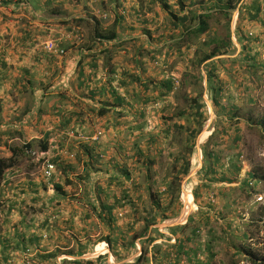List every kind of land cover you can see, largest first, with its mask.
<instances>
[{
  "label": "crops",
  "instance_id": "0c3cea01",
  "mask_svg": "<svg viewBox=\"0 0 264 264\" xmlns=\"http://www.w3.org/2000/svg\"><path fill=\"white\" fill-rule=\"evenodd\" d=\"M223 1L14 0L0 7V158L35 143L41 162L30 166L23 160L0 181V264H11L25 247L36 252L39 264H179L181 254L187 264H197L184 244L182 252L177 249L179 225L161 228L168 220L157 219L147 233L143 229L151 191H164L166 178L180 171L169 170L179 152L176 129L186 127L184 118L193 113L178 102L192 91L177 90L194 75L200 44L214 36L223 53L201 66L203 84L211 71L210 81L223 84L224 110L242 109L238 87L253 79L254 67L264 74L263 7L254 11L242 0L230 13ZM176 16L204 18L209 36L188 38L199 21L179 25ZM117 17V40L95 37L109 32ZM77 25L84 40H66L65 55L38 47L52 29L58 35ZM179 75L181 85L167 92L165 82ZM204 87L213 105V91ZM117 95L125 100L122 106L115 105ZM230 97L237 101L228 106L224 98ZM99 130L103 135L91 143L68 135L88 137ZM209 135L204 132L201 141ZM40 142L47 145L44 153ZM85 144L96 146L93 157L81 149ZM165 154L172 163L159 167ZM46 162L56 167L51 179ZM122 191L133 203L122 201ZM194 193L184 194L188 213ZM206 195L199 193L201 199ZM143 251L149 262L139 261Z\"/></svg>",
  "mask_w": 264,
  "mask_h": 264
},
{
  "label": "rangeland",
  "instance_id": "374dc122",
  "mask_svg": "<svg viewBox=\"0 0 264 264\" xmlns=\"http://www.w3.org/2000/svg\"><path fill=\"white\" fill-rule=\"evenodd\" d=\"M245 1L248 5H252L256 0ZM258 1L262 3L264 9V0ZM69 41L75 42L74 39ZM188 52L189 55H193L191 49H188ZM260 58L264 59V56ZM185 64L189 65V62L186 61ZM198 70L202 71L203 67L196 66L194 72H198ZM252 70L253 79H250V81L244 79L242 81L243 85L238 87L239 95L243 99L237 101L236 98L232 97L229 99L224 98L226 105L230 106L236 100L242 108L238 113L236 112L237 117L233 119L227 115V110L223 111L224 114H221L219 110L214 108L211 100L208 96L206 97L204 85L206 84V88L208 87V80L203 84L206 121L195 141L194 153L191 157L192 169L187 176L183 177L181 182L182 200L180 203L174 202L176 216L161 225V228L173 226L172 221H176L179 222V226H182L186 219L196 215L195 222L201 229L198 233L199 236L189 243L185 241L184 246L194 254L195 248L202 245V251H198L200 255L196 257L195 262L197 264H254L248 259L246 253L235 255L237 250L242 249L244 252V247L256 252L260 257L264 256V130L248 120L249 116L259 118V114L264 113V74L261 75L259 73L260 69L255 67ZM205 73L203 71V75ZM216 79H219V77H216ZM181 80V76L173 79L174 88L181 85ZM175 81L179 82V86ZM184 81L187 80L184 78ZM214 82L216 83L217 80ZM193 89L194 95L201 90L200 86H195L194 81L191 83L186 82V86L184 88L182 86V90H177V93L182 95L187 91H193ZM185 98L178 96L181 107L185 106ZM250 99L254 100L253 103L249 101ZM156 104L159 106L161 103ZM184 121H186V128L188 127L189 131L197 127L196 122L194 123L193 120L187 121L184 118ZM206 131H209L210 135L201 141L200 137ZM237 131H239L241 138L239 142L235 143ZM179 132L177 131L176 145L185 153L186 147L189 148L190 144L188 143L187 146L184 144L185 131L180 132V134ZM213 133L214 137L211 139L210 146L215 149L220 159V163L217 165L216 177L219 178L222 173H225L227 177L234 179L233 183H212L210 186H204L206 181L203 179V174H201V170L205 165L203 146L207 144ZM213 144H218V146L212 147ZM168 147H170V143L167 142L166 148ZM169 159L170 157L167 154L163 157L161 155L159 167L162 165L165 168L171 164L172 162H168ZM222 166L223 168H221ZM235 167L240 168L239 173H237ZM176 169H179V166ZM252 174H255V178H250ZM192 190L201 192L204 196L205 194L208 195L205 199H201L202 197L195 198V205L192 206L194 209L188 213L189 210L186 211V195L184 196V194L190 193ZM187 213L188 216H186ZM189 232L190 229H187L183 234L189 235ZM243 233H246V236ZM27 248L30 247H25L24 250ZM180 259L181 263L179 264H187L189 261L183 254H181Z\"/></svg>",
  "mask_w": 264,
  "mask_h": 264
},
{
  "label": "trees",
  "instance_id": "16d2710c",
  "mask_svg": "<svg viewBox=\"0 0 264 264\" xmlns=\"http://www.w3.org/2000/svg\"><path fill=\"white\" fill-rule=\"evenodd\" d=\"M242 0H224L222 2V8L228 12H232L234 11L238 4L241 2ZM262 3H260V1L256 0L253 2L252 5H249V8L251 10L254 11H260L261 10V5ZM181 11H184L185 8L182 7L180 8ZM121 19H119L118 17L116 18L114 24H113V28H110L109 32L107 33H98L96 32L95 37L99 38L101 40H107V41H115L118 39V34L116 32V28L117 25L119 24ZM189 17L187 16L186 18H179V17H175V22H177L179 25L185 24V22H188ZM95 23H99V21H97L96 19H94ZM199 21V24L197 25V27H195V29H193L191 31V33L189 32L187 34L188 38H192V37H201L203 35H208L209 36V32H208V27H207V23L204 20V18L202 19H198V18H191L189 20L190 22V26H195L196 22ZM79 26V25H77ZM80 27V26H79ZM227 41H229V37L227 38ZM215 43H217L216 38L214 36H210L209 40H205L203 43L200 44V47H198V50L194 53L195 54V60H196V65L197 66H201L202 64H204L206 61L223 54L222 51L220 50V46L216 45ZM209 87L210 89L213 91V106L215 109L219 110V112L221 114H224L223 111L224 110L221 101H222V92L224 91L223 88V84L220 81L215 82H211L210 80L213 78L212 76V71L209 72ZM185 79L187 81L183 82V88L186 86V82H195V86H200L201 90L196 94V96H194V89L192 91V95L190 94H186V98H185V107H187V111L190 109L191 113L193 114H188L186 120H193V122L197 124V127L191 129L189 131V128L187 127H179L178 129H176V131H180V132H184L186 133L185 136V142L184 144L187 146V144H190V147L187 148L186 147V151L185 153L182 152V149L179 148V152L178 154H176L177 156L175 157L176 160L174 161L173 165H171L170 167V172H173L174 170L177 171V166H179L180 171L178 173V175L176 176H169L170 180L168 179V177L166 178V189L162 192H158V191H151L150 193V201H151V206H149V208L151 209L150 211H147V215L149 216V220H146V226L143 230H145V233H147V231L149 230L150 226L154 225L157 223V219L161 220V222H164L166 220H169L173 217L176 216V213L174 212V202H179L181 201V182L183 177L187 176L191 169H192V161H191V157L194 153V146H195V141L197 138V135L199 134L202 126L204 125L205 121H206V105L203 101V74L201 70H198V72H195L194 75H187L185 77ZM123 85H126L127 83H122ZM166 86V90L167 92H172L174 90V83L172 81H167L165 82ZM129 85V84H127ZM194 86V84H193ZM187 93V92H186ZM188 99V101H186ZM125 102V100L123 98H121L119 95H117V101H116V106H122L123 103ZM188 104V105H187ZM237 110L234 112L228 111L227 115L231 117V119L237 117ZM182 115L180 116H184L185 113H181ZM259 118L257 117H253V116H249L248 120L253 122L254 124H257L262 130H264V113H260L259 114ZM256 118V119H255ZM74 133V135L78 136L77 138L82 139V137H85V135H81V133H76L74 131H72ZM179 132V134H180ZM171 132H169L170 134ZM215 133V132H214ZM214 133L211 135V137L209 138L207 144H205L203 146V155H204V159H205V165L202 168V172L201 174H203V179L206 181V183L204 184V186H210V184L212 183H233L234 179H231L229 177L226 176V174L222 173L221 176L219 178L216 177L217 175V165L220 163V159H219V155L215 152V149L211 148V139L212 137H214ZM178 137V134L176 136V139ZM240 135H239V131H237V136L235 137V143L239 142L240 140ZM91 142H95V141H89V143ZM89 146V145H88ZM86 144L81 146V149L84 150V152L89 156V157H93L94 156V152L96 149V146L94 147H88ZM218 144H213L212 147H217ZM36 145L35 143H27L22 147L13 149V156L10 158H5L2 159L0 158V181L4 178H6V172L7 170H11L14 168L19 167L20 162L22 163L23 160L28 161L29 165L32 163L33 165H37L40 164V160H35V156H34V152H35V148ZM41 152H46L47 151V145L44 144V142H40V147H38ZM211 148V149H210ZM67 156H69L70 159H75L76 155L74 153H71L70 151L66 152ZM238 158V156H237ZM233 160V159H232ZM38 161V162H36ZM36 162V163H35ZM91 163H95L94 159L91 158L90 160ZM151 162V161H150ZM52 165L54 166V170L52 172V175L50 177L47 176V171L48 170V166ZM31 166V165H30ZM55 165L51 162H46L44 165V169H45V176L46 178L51 179L53 177V173L55 171ZM223 168V166L221 167ZM74 169H76V167H74ZM235 170L237 171V173L240 172V168L235 167ZM204 171V172H203ZM127 173V171H126ZM128 174V173H127ZM200 174V172H199ZM170 175V173L168 174ZM255 178V174L250 175V178ZM130 176L127 175V180H129ZM169 180V181H168ZM247 184V181H246ZM121 185V184H119ZM155 185V184H154ZM123 192V197H122V201H124L126 203V200L128 202V204L133 203V198L126 192V191H122ZM195 198H200L199 196V192L194 193ZM170 198V199H169ZM120 203L118 202L117 205H119ZM264 209V208H263ZM264 214V213H263ZM195 217L196 215H192L189 217L187 223L184 226H177L175 227L177 230L181 231V234L185 233L187 229H190L189 235H185L183 234V239L180 240V242H178L177 245V249L179 248V252L183 251V244L184 242H191L196 240L198 233L200 232V227L196 224L195 222ZM244 236H246V233H243ZM187 236V237H186ZM152 241V240H151ZM243 250H245L244 252L242 251V249L237 250L235 252V255H239L241 253H246L248 255V259L253 262L254 264H264V256H261L259 254H257L256 252L252 251V250H248L246 247L243 248ZM198 251H202V245H199V247L195 248L194 250V254L193 256L198 257L200 255V253H198ZM147 253H145L143 251L139 261H141L142 259L145 262H149V258L148 256H146ZM212 256V255H211ZM146 259V260H145Z\"/></svg>",
  "mask_w": 264,
  "mask_h": 264
},
{
  "label": "built area",
  "instance_id": "2783aa9c",
  "mask_svg": "<svg viewBox=\"0 0 264 264\" xmlns=\"http://www.w3.org/2000/svg\"><path fill=\"white\" fill-rule=\"evenodd\" d=\"M14 0H0V7L8 6L11 3H13ZM104 20L107 19V16L105 15L103 17ZM53 30V31H52ZM49 33L46 39L39 42L38 47H41L44 51L47 53L55 54V55H65L66 51L63 48V43L66 40H75L77 43H80L84 40L83 31L79 26L72 27L70 31H67L66 33H62L57 35L56 29H52ZM56 30V31H54ZM53 32L56 34H53ZM178 86L179 82L175 81ZM68 135L74 136V133L72 131L69 132ZM103 135V131L99 130L95 132L93 135L88 137H82V139H86L88 141H98L100 137ZM47 176L50 177L52 175V172L54 170V166L49 165L48 166ZM133 185V183H131ZM11 264H39L36 259V252L31 249L27 248L22 253L16 257L13 256L11 259Z\"/></svg>",
  "mask_w": 264,
  "mask_h": 264
},
{
  "label": "water",
  "instance_id": "95a60500",
  "mask_svg": "<svg viewBox=\"0 0 264 264\" xmlns=\"http://www.w3.org/2000/svg\"><path fill=\"white\" fill-rule=\"evenodd\" d=\"M184 218H185V216H184ZM172 224H173L174 226H176V225H178V224H179V222L172 221Z\"/></svg>",
  "mask_w": 264,
  "mask_h": 264
}]
</instances>
